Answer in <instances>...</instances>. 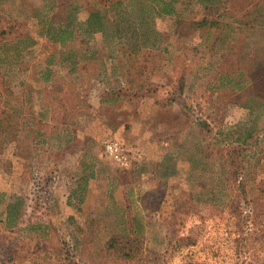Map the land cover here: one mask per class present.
Masks as SVG:
<instances>
[{
    "label": "rangeland",
    "instance_id": "1",
    "mask_svg": "<svg viewBox=\"0 0 264 264\" xmlns=\"http://www.w3.org/2000/svg\"><path fill=\"white\" fill-rule=\"evenodd\" d=\"M159 2L0 0V264H264V0Z\"/></svg>",
    "mask_w": 264,
    "mask_h": 264
},
{
    "label": "trees",
    "instance_id": "2",
    "mask_svg": "<svg viewBox=\"0 0 264 264\" xmlns=\"http://www.w3.org/2000/svg\"><path fill=\"white\" fill-rule=\"evenodd\" d=\"M167 6H168L167 2H163L162 4L160 0V2L156 5V7H153V8L154 10H157V11H160L161 9L164 12H169L170 9ZM133 12L137 15L139 22L136 23L135 26H132L133 24L131 23V21L128 20L129 18H131L130 15H125L124 17H121V19L119 20H116L113 18L111 21L113 22V28L115 29V31L119 32L121 28H126V29L130 27L136 28L143 24V21L145 20V14L148 12L147 9H145L144 6H142V4L139 2V4L135 3ZM87 22L89 23L91 30H99V31L104 32V29H105L103 27L104 22L101 21L99 12L97 11L91 12L87 18ZM119 22H121L122 25H119ZM132 31L134 32V30ZM64 33L65 31L63 30L59 32L61 36L60 37L61 39L59 40L61 42H64L67 40L64 37ZM257 77L258 75H255V74L252 75L251 77L252 83H254V79H257ZM248 81L249 79L247 80V83ZM257 95L261 96L262 92L258 91ZM239 168H241L240 165L224 173L225 177H227L228 182L230 184L229 186L227 185L225 186L224 184L222 185V188H218L216 191L214 190L212 191L213 196H214L213 198L215 199L217 198L216 193L218 191H220L221 189H223L224 193L226 191L225 194L228 196V199L222 203H226L230 200L229 203L232 204V206H231V210L227 209L228 210L227 217H232L233 219L237 216V213L239 215V212H238L239 210L237 208L238 201L241 200L242 195L246 194V190L245 188H243V182L246 181L247 179V173L246 171H240ZM262 196L264 195L255 196L254 198H258ZM256 200L258 199H252L251 202L256 201ZM229 203H226V205L228 206ZM214 204L217 205L218 203L214 202ZM14 206H15L14 203L8 204L7 212H8L9 221H13L16 218V212H15ZM140 242H141V238L140 236H137V235H133L129 237H127L126 235H115V236H111L108 239V241L105 243L104 251H105L106 256L119 260L123 262L124 264H130L131 262H135L139 260L140 251H139L138 246Z\"/></svg>",
    "mask_w": 264,
    "mask_h": 264
},
{
    "label": "built area",
    "instance_id": "3",
    "mask_svg": "<svg viewBox=\"0 0 264 264\" xmlns=\"http://www.w3.org/2000/svg\"><path fill=\"white\" fill-rule=\"evenodd\" d=\"M102 153L121 166H128L130 163V149L117 139H106Z\"/></svg>",
    "mask_w": 264,
    "mask_h": 264
}]
</instances>
